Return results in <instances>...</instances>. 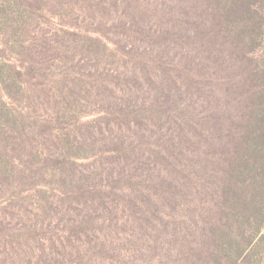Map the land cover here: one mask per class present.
<instances>
[{
    "label": "trees",
    "instance_id": "obj_1",
    "mask_svg": "<svg viewBox=\"0 0 264 264\" xmlns=\"http://www.w3.org/2000/svg\"><path fill=\"white\" fill-rule=\"evenodd\" d=\"M0 264H264V0H0Z\"/></svg>",
    "mask_w": 264,
    "mask_h": 264
},
{
    "label": "rangeland",
    "instance_id": "obj_2",
    "mask_svg": "<svg viewBox=\"0 0 264 264\" xmlns=\"http://www.w3.org/2000/svg\"><path fill=\"white\" fill-rule=\"evenodd\" d=\"M8 201V199H2V200H0V203H6ZM0 207H2L1 205H0Z\"/></svg>",
    "mask_w": 264,
    "mask_h": 264
}]
</instances>
